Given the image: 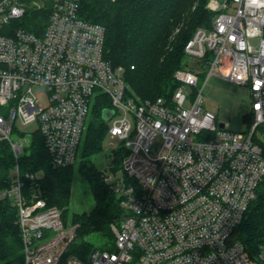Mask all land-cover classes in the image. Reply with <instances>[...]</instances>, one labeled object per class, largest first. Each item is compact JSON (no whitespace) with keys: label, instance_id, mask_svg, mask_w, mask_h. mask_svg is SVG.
I'll return each mask as SVG.
<instances>
[{"label":"built area","instance_id":"2783aa9c","mask_svg":"<svg viewBox=\"0 0 264 264\" xmlns=\"http://www.w3.org/2000/svg\"><path fill=\"white\" fill-rule=\"evenodd\" d=\"M79 2L0 0V142L18 159L33 134L21 125L37 123L52 166H71L94 105L108 99V135L128 153L123 176L105 181L126 214L111 250L87 260L68 255L77 225L28 196L26 181L40 176L16 165L0 198L18 209L25 264H264V246L253 258L234 239L264 179V138H256L264 125V7L211 0L216 14L187 43L194 63L175 73L180 85L167 101L129 94L123 69L105 59V28L83 19ZM46 8L42 31H28L29 13ZM202 77L248 88L251 128L220 126L204 108Z\"/></svg>","mask_w":264,"mask_h":264},{"label":"trees","instance_id":"16d2710c","mask_svg":"<svg viewBox=\"0 0 264 264\" xmlns=\"http://www.w3.org/2000/svg\"><path fill=\"white\" fill-rule=\"evenodd\" d=\"M211 0H80V16L105 28L104 56L114 67L123 69V78L129 94L141 100L163 98L171 101L180 83L175 78L178 70L189 66L185 47L199 27H209L213 12ZM49 9L31 11L25 28L37 31L46 25ZM134 66V69L131 67ZM110 102L94 105L79 150V163L64 168H54L40 131L28 138L22 155L15 158L10 146L0 142V192L12 185V170L19 165L23 173H42L37 181H26L28 196L37 194L49 207L62 211L66 224L77 225V238L70 245L68 255L87 260L98 250L85 238L102 233L109 238L100 250H111L118 228L125 216L120 199L105 181V171L100 170L92 156L102 150L108 135V123L103 110ZM248 127L253 117H246ZM264 133V125L258 128ZM128 150L121 146L112 151L108 169L117 174ZM76 166L77 169H76ZM75 170L87 179L95 205L90 212L73 213L69 206ZM108 173V172H107ZM234 239L243 244L255 258L264 246V179L257 189L255 200L237 228ZM0 264H25L18 209L9 198H0Z\"/></svg>","mask_w":264,"mask_h":264},{"label":"rangeland","instance_id":"374dc122","mask_svg":"<svg viewBox=\"0 0 264 264\" xmlns=\"http://www.w3.org/2000/svg\"><path fill=\"white\" fill-rule=\"evenodd\" d=\"M223 2L224 0H219ZM213 16L216 11H212ZM211 19V20H212ZM189 63H194L188 60ZM206 81L205 77H202L199 81V87L203 89L204 108L209 109L216 113L218 121L227 126L231 131L236 132H246L248 130V122L246 117L251 113V99L249 90L247 87L231 83L224 79L218 77H211ZM184 92L188 97L192 94V88L186 87ZM190 104L187 101L185 107H189ZM89 121V120H88ZM111 125L112 122H107ZM23 131L27 133H35L38 131L39 126L37 123H31L29 125H21ZM264 138V133L258 131L256 133V138ZM123 142L118 137H112L107 135L102 144V150L97 155L92 156V160L95 162L96 166L105 171L106 174L114 179L113 175L117 177L123 176V171L121 170L117 174L111 173L108 169L112 163V151L118 149L122 146ZM80 157L78 155L77 163H79ZM78 166H76L77 169ZM108 172V173H107ZM16 174V170H12V177ZM42 177V173L38 174ZM13 205V199H11ZM95 205L93 194L91 192L89 183L86 178L75 170L73 189L71 196V204L69 206L70 216L73 213H83L90 212ZM87 241L93 242L98 250L107 242L109 238L103 236L102 233H94L85 238Z\"/></svg>","mask_w":264,"mask_h":264},{"label":"water","instance_id":"95a60500","mask_svg":"<svg viewBox=\"0 0 264 264\" xmlns=\"http://www.w3.org/2000/svg\"><path fill=\"white\" fill-rule=\"evenodd\" d=\"M112 115H113V111L108 110V109L107 110H103V118H104L105 121H109L110 118L112 117ZM220 126L224 127V124L221 123Z\"/></svg>","mask_w":264,"mask_h":264},{"label":"clouds","instance_id":"9594fccd","mask_svg":"<svg viewBox=\"0 0 264 264\" xmlns=\"http://www.w3.org/2000/svg\"><path fill=\"white\" fill-rule=\"evenodd\" d=\"M250 4L264 7V0H249Z\"/></svg>","mask_w":264,"mask_h":264}]
</instances>
